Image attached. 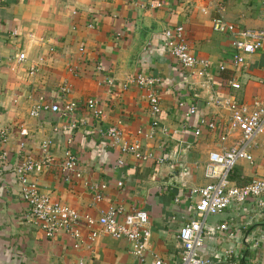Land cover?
<instances>
[{
	"label": "crops",
	"instance_id": "obj_1",
	"mask_svg": "<svg viewBox=\"0 0 264 264\" xmlns=\"http://www.w3.org/2000/svg\"><path fill=\"white\" fill-rule=\"evenodd\" d=\"M216 17L234 30L214 32L210 24ZM175 26L183 27L191 54L208 61L209 80L181 71L166 52L162 33ZM244 29L264 30V0H0V131L6 133L0 152L7 154L0 174V264H151L155 259L179 264L176 236L193 217L197 201L191 190L208 183L203 166L209 153L239 138L232 132L220 140L230 111L211 99L248 106L263 101L264 44L243 66L232 63L233 42ZM20 53L25 60L19 63L15 57ZM137 74L159 80L154 126L148 90L132 83ZM231 80L238 89L229 86ZM64 87L68 91L61 93ZM88 100L102 110L101 119L85 108ZM70 103L75 110L63 112ZM44 105L59 111L30 115ZM108 127L119 129L122 142L139 144L152 158L121 156L106 135ZM249 153L252 162L234 166L232 185H245L263 171L264 133L256 136ZM69 154L76 157L79 178L61 172ZM27 157L50 160L31 174L39 193L82 217L96 221L110 208L145 211L151 237L142 255L132 253L126 239L97 226L94 240L83 227L77 238L63 232L46 238L27 219L11 172ZM159 158L163 163L156 162ZM173 171H179L178 177H170ZM103 183L106 189L96 199L90 187ZM206 224H227L234 235L218 232L207 240L202 256L232 249L251 263L264 264V207L256 201L231 205Z\"/></svg>",
	"mask_w": 264,
	"mask_h": 264
},
{
	"label": "built area",
	"instance_id": "obj_2",
	"mask_svg": "<svg viewBox=\"0 0 264 264\" xmlns=\"http://www.w3.org/2000/svg\"><path fill=\"white\" fill-rule=\"evenodd\" d=\"M206 13V11H203ZM212 29L217 33L233 31V27L227 25L222 18L216 17L212 20ZM164 38V48L166 52L178 63L180 70L191 73L195 76L210 79L206 60L198 59L191 54L183 36V27L175 26L167 28L162 33ZM239 39L233 42L235 54L232 57L234 66H243L245 58L262 49L264 44V30L262 29H244L238 32ZM17 62L25 60V55L20 53L15 57ZM198 68V69H197ZM159 82L158 78L137 74L133 79L134 86L139 89L148 90L147 99L150 116L153 119V126L156 125L157 115L160 112L159 96L154 88ZM234 89L239 88V84L234 81L228 82ZM67 88H62L61 93L67 92ZM211 103L218 107H224L230 111V119L225 128V134L220 136V140H225L226 135L237 132L239 138L231 147L224 148L208 155L206 164L203 166V176L208 181L206 185L199 188H193L191 195L197 198L193 205V217L183 224L177 233V240L180 248L179 264H256L244 255L234 252L232 249L222 250L211 258L202 256V250L207 240H211L221 231L228 233L229 237L234 232L229 229L227 224H221L216 227H210L206 221L224 213L231 205H240L248 200L256 201L259 207H264V169L261 174L242 186H235L230 183V174L239 161L252 162V156L249 148L253 140L261 133H264V94L263 101H255L252 106L237 104L230 100L211 99ZM85 108L90 112L93 118L99 120L103 116L102 110L97 106L94 100L85 102ZM76 108L74 103L64 105L62 111L72 113ZM59 111V107L44 105L33 109L31 116H37L40 110ZM195 108H189V114H193ZM209 129H214V124L207 125ZM200 132L196 131L195 135ZM106 135L112 142V146L118 149L121 156L130 155L136 160H147L152 158V154H144L137 143H126L121 140V133L115 127H108ZM6 133L0 131V142L4 141ZM7 154L0 152V174L5 166ZM162 158L156 160L163 163ZM122 159L118 160V165H122ZM50 160L44 158L33 160L25 158L19 165L13 166L11 172L20 186V196L27 206V219L30 223L46 238H53L60 232L77 238L80 227L88 231L89 239L94 240L97 237L95 226L104 233L116 239H126L131 244V251L136 255H142L141 252L146 248L151 237L150 220L148 214L143 210H136L132 213H125L119 208H110L96 221L90 216H81L75 209L61 203L52 201L48 196L42 195L38 191L36 183L31 178V174L40 172ZM77 161L74 155H67L65 163L61 166V172L67 174L73 172L75 178L80 177L76 170ZM68 176V175H67ZM68 179V177H66ZM121 186V183H118ZM106 185L93 184L90 187L96 199H100ZM250 240V239H249ZM74 248L77 244L73 245ZM83 264V263H79ZM151 264H161V261L155 259Z\"/></svg>",
	"mask_w": 264,
	"mask_h": 264
},
{
	"label": "water",
	"instance_id": "obj_3",
	"mask_svg": "<svg viewBox=\"0 0 264 264\" xmlns=\"http://www.w3.org/2000/svg\"><path fill=\"white\" fill-rule=\"evenodd\" d=\"M178 175H179V171H173L172 173H171V178L172 177H174V176H177L178 177Z\"/></svg>",
	"mask_w": 264,
	"mask_h": 264
}]
</instances>
